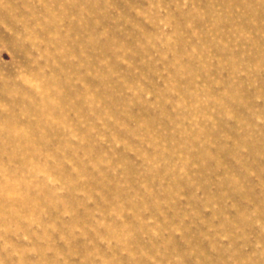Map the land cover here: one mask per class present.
<instances>
[{"label": "rangeland", "instance_id": "1", "mask_svg": "<svg viewBox=\"0 0 264 264\" xmlns=\"http://www.w3.org/2000/svg\"><path fill=\"white\" fill-rule=\"evenodd\" d=\"M0 264H264V0H0Z\"/></svg>", "mask_w": 264, "mask_h": 264}]
</instances>
